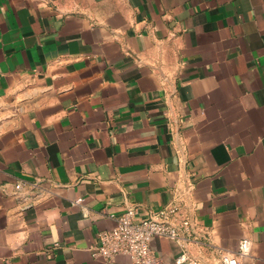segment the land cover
I'll return each instance as SVG.
<instances>
[{
  "label": "crops",
  "instance_id": "crops-1",
  "mask_svg": "<svg viewBox=\"0 0 264 264\" xmlns=\"http://www.w3.org/2000/svg\"><path fill=\"white\" fill-rule=\"evenodd\" d=\"M166 206L159 264H264V0H0V264H133L92 248Z\"/></svg>",
  "mask_w": 264,
  "mask_h": 264
},
{
  "label": "built area",
  "instance_id": "built-area-1",
  "mask_svg": "<svg viewBox=\"0 0 264 264\" xmlns=\"http://www.w3.org/2000/svg\"><path fill=\"white\" fill-rule=\"evenodd\" d=\"M23 183L16 185V190L22 189ZM78 200L76 203H81ZM178 216L177 208L166 206L157 212L150 214L148 218L139 219L136 209H128L117 218L114 228L103 232L98 238L97 245L92 248L95 258H100L105 263L112 262L117 256H128L133 264H159L151 250V242L154 238H165L176 242L184 240L181 232L189 234L191 223L188 219H182L176 226L172 220ZM240 256H251L250 240L243 239L240 244ZM178 263L193 264L186 254H182ZM221 264H242L237 256L225 253L221 257Z\"/></svg>",
  "mask_w": 264,
  "mask_h": 264
}]
</instances>
